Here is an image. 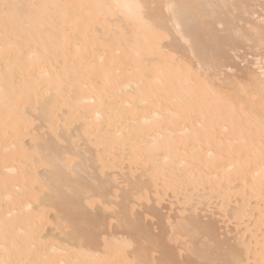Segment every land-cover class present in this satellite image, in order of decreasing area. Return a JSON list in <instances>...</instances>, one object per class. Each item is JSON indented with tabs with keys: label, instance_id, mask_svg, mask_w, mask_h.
I'll return each mask as SVG.
<instances>
[{
	"label": "bare ground",
	"instance_id": "6f19581e",
	"mask_svg": "<svg viewBox=\"0 0 264 264\" xmlns=\"http://www.w3.org/2000/svg\"><path fill=\"white\" fill-rule=\"evenodd\" d=\"M246 1L0 0V264H264L263 64L215 79Z\"/></svg>",
	"mask_w": 264,
	"mask_h": 264
},
{
	"label": "rangeland",
	"instance_id": "374dc122",
	"mask_svg": "<svg viewBox=\"0 0 264 264\" xmlns=\"http://www.w3.org/2000/svg\"><path fill=\"white\" fill-rule=\"evenodd\" d=\"M261 1V2H260ZM263 1V2H262ZM255 2V3H254ZM258 2V3H257ZM246 9H245V11L246 10H250L249 12H246V13H244L243 14V12L242 13H240V15H242V16H240L239 14L237 15V17L236 18H239V19H237L238 21H236V18H235V22H234V26L236 27V26H238V25H236V23L238 22V23H241L240 24V26H243V27H241L242 29L245 27L246 28V26H247V21L248 20H250L251 22H250V24L251 25H253V26H250V24H248V26H250V27H248L247 26V28L245 29V30H247L248 29V31H249V33L251 34V32H252V34L250 35V37L251 38H249L248 39V34L247 35H245V37L243 38V40L241 41V39L242 38H240V40H238L237 42H239V41H241V42H239V43H237V42H235V44L236 45H233V46H231V50H230V48H228V51H227V57H226V59H223L222 61H221V64H220V67L218 68V70H216L217 72L215 73V79H218L219 77V80L222 78H227V77H230L229 75L231 74L233 77L232 78H234V79H240V78H242V77H245L244 75H246L247 73L246 72H249L250 71V73L252 72L254 75H256V73L258 74L259 73V69H258V71H257V69L256 68H258V67H260V66H262V64H263V68H264V42H263V38H260V37H262L261 35H259L258 33H257V30H261L262 31V29H264V0H254V1H252V0H250V3L248 2V0L246 1ZM260 3L262 4V5H260ZM253 5V6H252ZM248 6V7H247ZM254 10V11H253ZM253 15V17H251ZM239 16V17H238ZM245 16H250V17H246L245 19H246V25H245V19H243ZM240 17H241V19H243V22L241 21V19H240ZM257 17H258V20H257ZM248 19V20H247ZM258 21V22H257ZM249 22V21H248ZM257 23H259L258 25H257ZM243 24V25H242ZM252 27V28H251ZM219 28V27H218ZM262 28V29H261ZM238 29H239V27H238ZM253 29V30H252ZM240 31V30H239ZM256 31V32H255ZM242 32V31H241ZM262 32H264V30L262 31ZM261 32V33H262ZM243 33V32H242ZM244 33H246L245 31H244ZM258 34L259 36H257L258 37V40H257V37H255V36H253V35H255V34ZM256 34V35H257ZM263 36H264V34H263ZM246 37H247V39H246ZM254 40L255 39V42L256 43H258V46L256 45V43H255V45H254V47H253V45L252 44H254V43H252V44H250L249 42L248 43H246L245 42V40L247 41H249V40ZM257 40V41H256ZM262 40V41H261ZM243 43V44H242ZM259 43H260V45H259ZM250 44V45H249ZM244 45V46H243ZM251 45H252V47H251ZM235 46V47H234ZM238 46V47H237ZM234 47V48H233ZM238 48V49H237ZM230 50V51H229ZM232 51V52H231ZM230 58V59H229ZM242 74V75H241ZM257 76H259V74L257 75ZM231 78V79H232ZM220 82V81H219ZM77 142L80 144L81 142L80 141H78L77 140ZM138 163V162H137ZM131 171H134L133 169L131 170ZM109 172V173H108ZM107 172V174H116V176L115 175H113L114 177H117V180H119V182L120 183H118V182H116V185H118V184H121V181H122V179H121V181H120V179H118V177H120V176H118V174L117 173H112V170H109ZM115 172V171H114ZM120 178H122V177H120ZM115 180H116V178H115ZM115 183V182H114ZM159 183V185L155 188L156 189V195H153L152 197H153V199L154 200H152V198L150 199V200H147V201H142V202H144V203H142L141 201H139V202H141L143 205L141 206V205H139L138 206V204L139 203H135L136 204V206L134 205V209L132 208V210H135L136 212H133V211H131V212H133V213H137L138 211L140 212V210H141V212H143V210L145 209L144 207L146 206V204H150V207L147 205V211L148 210H152V211H150V212H152V214H148V213H150V212H148V213H146L147 211L146 210H144L145 212L144 213H141V214H143V215H145L146 216V214H147V216L145 217L144 216V220H146L145 221V224H146V226L148 227V226H150L151 228H152V232H155V233H157L158 232V229L161 227H158L159 226V224L160 225H162L164 222H165V224H166V219L168 220V221H170V220H172V219H175L174 217H176V216H178L180 213H178L180 210L179 209H182V208H180L179 207V204L177 205V195H174L173 193H171V192H169V191H164L163 190V188H161V185H160V182H158ZM115 185V186H116ZM122 185H124L123 183H122ZM122 185H118V186H116V187H123ZM114 186V187H115ZM119 187V188H120ZM106 190V189H105ZM104 190V191H105ZM119 190H117L116 192H115V194H118L117 192H118ZM120 193V192H119ZM113 199V198H112ZM119 199V198H118ZM211 200H209V203L211 202L212 203V205H211V203H210V205L208 204V206L207 207H205V208H202L203 209V213H202V211L199 213V209L200 208H198V209H196L195 210V212H196V215H198V216H201V217H203L204 219L203 220H205V221H211L213 218L215 219V222H216V227H217V231H218V234H219V237L221 238V239H223V237H224V239H226V237H227V239H229V238H233L235 235L234 234H236V232H237V230L238 229H241V226L239 227V226H234L233 225V222H231L228 218H230L229 216L227 217V215L226 216H224V215H221V213L223 212L222 211V209H220V211H217L218 209H216V211H215V208H216V206H214L215 204H213V203H215L216 201L213 199V198H210ZM233 197L230 199V201H233ZM111 200V199H110ZM114 200V199H113ZM140 203V204H141ZM96 204H99L100 205V203H97L96 202ZM230 204H232V202H230ZM145 205V206H144ZM95 206H97V205H95ZM138 206V207H137ZM133 207V206H132ZM149 207V208H148ZM183 207H186V206H183ZM215 207V208H214ZM144 208V209H143ZM227 208V209H226ZM225 209H226V211L228 210V207H226ZM143 209V210H142ZM184 209V208H183ZM201 210V209H200ZM106 211H108L107 209H106ZM153 211H154V214H153ZM188 210L187 209H185V212H183V213H185V215H187L188 213L190 214L191 212H187ZM214 211V212H213ZM222 211V212H221ZM194 212V213H195ZM51 213V212H50ZM49 213V214H50ZM146 213V214H145ZM182 213V214H183ZM202 213V214H201ZM206 213V214H205ZM224 213V212H223ZM205 214V215H204ZM225 214V213H224ZM173 217V218H172ZM109 219V218H108ZM163 219V222H161V220ZM173 221V220H172ZM171 221V222H172ZM110 222H113V220H110ZM109 222V223H110ZM148 223V224H147ZM235 223V222H234ZM111 225H113V224H110V226ZM51 224L49 223V224H47V225H45V227L46 228H48V229H50L51 227ZM163 226H165V225H162V227ZM50 227V228H49ZM112 227V226H111ZM149 227V228H150ZM163 228H165V227H163ZM151 230V229H150ZM44 232H46L47 230H43ZM234 231H235V233H234ZM239 231V230H238ZM227 236H226V235ZM232 235V236H231ZM230 236V237H229ZM100 237L102 238H106L107 236H106V234H101L100 235ZM182 254L184 253V252H181ZM251 263V260H249L248 261V264H250ZM123 264H126L125 262L123 263Z\"/></svg>",
	"mask_w": 264,
	"mask_h": 264
}]
</instances>
